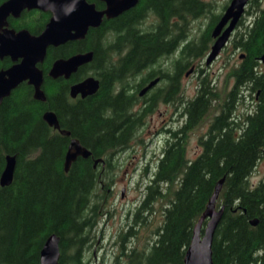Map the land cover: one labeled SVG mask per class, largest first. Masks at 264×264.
Segmentation results:
<instances>
[{
  "label": "trees",
  "instance_id": "obj_1",
  "mask_svg": "<svg viewBox=\"0 0 264 264\" xmlns=\"http://www.w3.org/2000/svg\"><path fill=\"white\" fill-rule=\"evenodd\" d=\"M141 2L144 5L151 2L163 19L170 13L190 15L202 9L197 0H140V7ZM247 9L251 10V20L244 25L239 19L230 41L241 55L233 69V85L219 101L207 81L202 80L205 78L200 77L196 93L184 102L181 126L171 130L169 139L164 141L138 211L149 210L152 199L162 196L168 188L171 196L146 248L125 253L121 249L126 264H182L192 226L215 182L223 175L224 182L215 200V208L223 206V210L212 237V264H264V178L253 186L247 181L257 161L264 156V67L258 61L264 53V0H248L244 12ZM220 14L212 16L201 43L180 49L170 73V100L178 93L177 74L188 67L193 57L204 55L210 28ZM47 16L42 11L24 10L17 19L10 20V27L37 34ZM158 37L160 33L134 38L132 48L120 58V71L128 68L131 73L144 63H157L156 59L167 52ZM84 43L93 52V60L76 74L82 76L86 72L99 79L97 96L74 106L64 104L60 82L45 75L51 57L61 51L48 48L42 65L41 89L45 100L34 99L31 86L22 82L0 102V172L6 155L14 156L15 160L10 184L0 186V264H38L40 247L51 233L59 237L57 264H82L89 232L102 202V197L94 198V192L107 188L103 177L111 171L109 155L123 147L133 132L117 131L115 119L105 118L99 112L105 101L101 93L107 95V85L114 79L112 75L102 76L100 59L102 52L118 51L115 42L101 50L90 47L92 41L88 39ZM8 64L7 59L0 60V69ZM156 73L149 71L146 78ZM242 89L249 92L251 105L237 115V106L244 104ZM119 98L117 95L114 100ZM213 103L217 112L198 137L200 152L188 160L184 138ZM47 110L57 113L58 122L69 131V137L60 135L42 120ZM70 137L88 148L93 158L103 157L104 168H93L90 157H77L65 172L63 155ZM253 218L257 221L251 225L249 221Z\"/></svg>",
  "mask_w": 264,
  "mask_h": 264
},
{
  "label": "rangeland",
  "instance_id": "obj_2",
  "mask_svg": "<svg viewBox=\"0 0 264 264\" xmlns=\"http://www.w3.org/2000/svg\"><path fill=\"white\" fill-rule=\"evenodd\" d=\"M211 3L213 13H221L229 0H203ZM247 5V4H246ZM211 10V6L209 7ZM245 11V10H244ZM242 13L240 21L246 25L251 20L250 9ZM209 12L206 11L198 18L201 28L206 22ZM196 27L197 22L192 23ZM248 25V24H247ZM237 26V25H236ZM236 26L231 32L225 46L219 51L217 57L207 66H204V55L193 60L195 69L188 74L184 73L189 69L184 68L178 76V88L182 99H191L199 86V79L207 81L220 101L224 93L233 84V69L239 62L240 51L233 48L231 39L235 33ZM239 27V26H238ZM174 57L169 55V59L161 58L162 69H169L172 72V61ZM157 63H154L153 70H157ZM169 64V66H168ZM203 69L199 74L198 69ZM159 85L163 81L158 82ZM244 102L242 106H237L235 114L242 113V108L251 105L249 92L242 90ZM217 100V101H218ZM216 102V101H215ZM218 102H216L217 104ZM220 103V102H219ZM215 103L209 108L203 119L189 132L184 141V154L188 160L194 158L200 147L197 143L198 137L204 134L207 124L216 114ZM182 103L162 105L157 104L150 117L145 119L141 132V140L130 142V146L117 149L109 157L110 172H107L103 179L108 185L105 191L96 189L94 198L102 197L101 207L97 210L96 223L90 229L89 241L84 250L81 260L82 264H126L125 256L122 255L130 249L142 250L154 238V230L162 221V209L166 206L171 192L169 188L163 192L162 196L153 198L148 204L149 210H139L138 206L145 194V188L150 184L152 174L155 170L157 158L160 155L167 133L163 128L174 129L182 123ZM139 128V129H140ZM99 168V167H97ZM264 178V156L261 157L247 177L250 186L255 185ZM173 187H171V190ZM104 190V189H103ZM137 213V216L134 215ZM136 216V217H135ZM127 232L123 237L121 235ZM124 252L122 253V250Z\"/></svg>",
  "mask_w": 264,
  "mask_h": 264
},
{
  "label": "water",
  "instance_id": "obj_3",
  "mask_svg": "<svg viewBox=\"0 0 264 264\" xmlns=\"http://www.w3.org/2000/svg\"><path fill=\"white\" fill-rule=\"evenodd\" d=\"M248 0H229L217 22L211 29L210 35L214 39L204 59L208 65L219 53L226 43L229 34L236 26ZM106 7L102 11H96L91 3L85 0H4L0 3V58L6 56L11 64L0 69V102L11 89L20 82L25 81L32 87V97L39 101L45 100L41 89L42 71L38 68L45 56L46 48L56 46L73 38L71 34H82L87 26L97 25L101 14L106 17L115 16L119 11L131 5L134 0H104ZM36 9L49 13V18L42 30L36 34H30L26 29L14 30L8 27L7 17H17L22 10ZM80 34V35H81ZM241 56V55H240ZM239 56V57H240ZM92 52L77 53L67 58L54 60L47 71V76L55 78L67 77L78 66L89 62ZM258 61L264 66V53ZM157 82V78L151 80L141 92L150 88ZM98 87V81L93 76H86L70 87V95L80 94L81 97L93 94ZM42 120L50 127L58 129L56 117L50 110L43 112ZM68 135L69 132L61 130ZM90 151L83 147L76 138L68 142L63 157V170L66 172L72 161L77 156L86 158ZM102 161L100 158L93 160ZM14 156L6 155L3 168L0 172V186L10 184L14 169ZM224 182V175L214 184L213 190L207 199L203 210L192 226L189 242L184 250L182 264H212L211 243L223 206L215 208V200ZM257 219L249 221L251 225ZM59 237L51 233L43 241L38 255V264H57L59 257Z\"/></svg>",
  "mask_w": 264,
  "mask_h": 264
},
{
  "label": "flooded vegetation",
  "instance_id": "obj_4",
  "mask_svg": "<svg viewBox=\"0 0 264 264\" xmlns=\"http://www.w3.org/2000/svg\"><path fill=\"white\" fill-rule=\"evenodd\" d=\"M85 1L88 3H91L93 5V8L99 12L104 10L106 7L104 0H85ZM197 1L201 2L202 9L200 11L196 12V14H190V15L178 14V15H176L174 13H170L167 15L166 19H163V17L159 13V11L154 8V5L151 2H149L145 5H144V3L141 2V7L138 6L140 0H134V2L131 5L124 8L123 10L119 11L115 16L106 17L105 14H101L100 21L98 22V24L93 25V26H91V25L87 26L86 29L84 30V32L82 34L80 33L81 35L78 34L80 31L76 32V33H74V31H71V34L75 35L73 38L68 39L65 42L58 44L56 46H49L46 48V51L48 48H50V49H55L56 52L59 50L61 52L56 53L51 57V60L48 63V67L46 68L45 75L47 76V71L49 69V66L51 65V63L54 60H56L58 58H67L68 56H71V55H74L77 53H83V52L91 51V50L84 47L85 46L84 41L86 39L92 41V45L90 47L93 48V47L97 46L100 50L106 49V47H108L110 43L115 42V47L118 49V51L115 53H111V54L108 51L102 52L103 56L100 59V63H101L100 73L102 74V76L104 77L105 75H110V76L112 75L114 79L110 80V83L107 85L108 86L107 95H104L101 93V97L103 99H105V101L101 105V107L99 108V112L101 113V115L104 114L105 118L115 119L113 123H114L115 129L117 131H120L121 129L133 130V132L128 135L126 143L121 148L129 147L130 142L135 141V140H141V134H138V130L141 132L142 128H140V127H143L142 124L145 123V119L147 117H150V115L153 113L154 108H156L158 103H160L162 105H167V106H169V103L174 104V105L182 103V114H183L182 118H184L183 106H184L185 100L182 99L183 96L180 94L179 88H178L177 95L174 96L170 100V96L168 95V86H169V81H170L169 69H162L159 66L156 70L157 73L154 77L146 78L148 76V72L153 71V66H154L153 62L144 63L141 68H139L138 70L135 69L134 72L130 73V72H128V68L123 70V71H120L121 70V68H120L121 67V65H120L121 59L120 58L122 55L125 54V52L128 49L132 48V41L134 40V38H139V37H143V36L154 35L155 33L156 34L160 33V37H158V40L161 42L162 45L165 46V50H167V52L162 54L161 56H159L156 59V62H158V60H160L162 57L169 59V55H171L174 57V59L171 63L172 66H174L175 62L178 59L180 49L184 48L186 45H189V44L192 46H195L196 44L201 43L203 41V40H201L202 33L205 31L206 27L210 23L212 16L218 14V13L211 12L213 7H214L211 5V3H209V2L206 3L203 0H197ZM204 5H205V7H204ZM210 6H211V10H209ZM30 10H33V9H30ZM34 10H36V9H34ZM22 11H24V10H22ZM27 11H29V10H27ZM37 11H39V10H37ZM206 11H208L210 14H209V16H207V18H205L206 22L203 25V27L201 28V26L199 25L200 22L197 19L201 18L202 14ZM21 12L19 13V15L17 17H12V16L7 17L6 20H7L9 28H11L10 27V22H11L10 20L17 19L20 16ZM45 13L48 14L47 19L45 21V23H46L48 18H49V13L48 12H45ZM217 20L213 23L212 27L217 22ZM194 21L197 22L196 27L192 25V23ZM212 27L210 28V32H211ZM40 30H39V32H40ZM32 35H36V34H32ZM125 36H129L130 39L127 40L125 38ZM213 40L214 39L210 35V39L207 42L208 43L207 44V50L204 53L203 57L206 56ZM169 50H171V51H169ZM62 52H64V53H62ZM4 58L9 61V64H8V66H9L11 64L10 59L8 57L4 56V57L0 58V60H2ZM92 58H93V52H92ZM92 58L89 62H91L93 60ZM195 59H198V58L193 57L189 61L190 67L184 73V75L188 74L189 72H191L195 69V67L193 66V60H195ZM44 60H45V56H44L43 61L40 64H37L38 68L42 71V78H43L42 65H44V63H45ZM89 62L78 66L77 69L74 72L70 73L67 77L58 76L55 78H51L54 81L60 82L61 87H63V89L61 91V100L67 106H74L77 103L88 101L91 98L98 95L97 91H98L100 83H99V79L94 77L93 75L92 76L95 79H97V81H98L97 90L93 94L86 95L84 97H81L80 94H78V93L75 94L74 96L70 95L71 85L82 80L86 76H90V74H88L86 72L85 73L83 72L84 74L82 76H79L76 74L78 71L83 69L84 65L88 64ZM159 64H160V62H159ZM168 66H169V64H168ZM204 66H207V65L204 63ZM1 69H4V68H1ZM113 71L117 72L116 75L113 73ZM198 71H199L198 72L199 74H202L203 72H205L201 68L198 69ZM179 74H180V72L177 74V77H176L177 86H178ZM123 78H125V79H123ZM155 78H157V82L154 85H152L150 88L141 92L142 89L151 80H153ZM143 79H145V80L143 81ZM160 80L163 81V84H161V86H158L159 85L158 82ZM23 82H25V81H23ZM20 83H22V82H20ZM19 84H17V86ZM27 85H29V84H27ZM41 85H42V83H41ZM16 87H14V88H16ZM13 89H11V90H13ZM242 90H245V89H242ZM245 91H247V90H245ZM117 95H119L120 98L115 101L114 99H115V96H117ZM243 96L244 95L241 92V97H243ZM50 111H52V110H50ZM52 112L54 113L56 120H57V124L59 126L58 129H55V128H53V129L56 130L60 135L69 137L70 133L68 135H64L63 133L60 132L61 130H65V131H68V130L64 129L60 126V124L58 122L59 118L57 117V113L55 111H52ZM180 126H181V124L179 126H177L176 128H178ZM176 128H174V129H176ZM174 129L163 128V130L167 133L165 140L169 139V135H170L169 133L171 130H174ZM71 138H75V137H70L68 139V142ZM67 145H68V143H67ZM83 147H85V146H83ZM66 148H67V146H66ZM117 149H120V148L114 149L111 152V154H113V152H115ZM111 154L109 155V157L112 156ZM77 157H80V156H77ZM87 157H90L93 168L99 166L100 169H103L104 166L106 165L105 159L103 157H98L102 161L96 162V164L94 166H93V160L96 159L97 157L93 158L91 156V152ZM81 158H83V157H81Z\"/></svg>",
  "mask_w": 264,
  "mask_h": 264
}]
</instances>
